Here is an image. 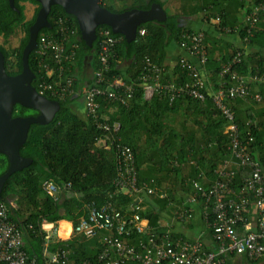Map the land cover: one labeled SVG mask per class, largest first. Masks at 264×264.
<instances>
[{"label":"trees","instance_id":"obj_1","mask_svg":"<svg viewBox=\"0 0 264 264\" xmlns=\"http://www.w3.org/2000/svg\"><path fill=\"white\" fill-rule=\"evenodd\" d=\"M109 1L103 0L101 5L111 12L121 13L131 9L148 10L153 2L157 0H150L147 4L140 3L139 0L128 3L126 0L120 5L110 4ZM21 2H31L38 5L32 20H26L25 8L21 5ZM255 4L264 6V0H258ZM15 6L18 9L17 11L10 7L8 0H0V38L3 37L4 42H7L18 28L25 34L17 48H7L0 41V51L5 57V69L9 76H16L22 72L23 49L29 39V28L35 22L40 9L39 4L34 0H16ZM263 14L264 11L260 13V18ZM60 17L70 20L72 27L77 30V35L71 41H76L77 39L79 48L75 61L66 66L65 73V79L67 77L75 79L73 84L75 93L64 98L52 96L49 92L43 94L49 100L57 101L60 104V110L48 125L35 124L31 126L27 141L21 148L20 153L24 158L31 159L32 163L22 171L14 173L5 183L0 195V201L6 202L10 207V220L22 230L23 249L30 258H37L39 264H42L46 243L45 236L47 232L42 230L44 223L57 224L61 220H66L77 226L80 219L87 216V206L89 204L94 202L98 206H102L110 200V195H113L112 201L124 213L128 210L131 212L132 207L137 204L138 196L142 194L129 197L116 187L117 163L114 150L100 146L99 141L103 133L90 119L87 117L85 119L81 118L74 106V102L80 98L83 82L88 80L92 84L91 86L94 85V73L100 68L99 42L101 30H110L111 33L112 31L108 26H99L97 28V40L94 42L93 47L90 48L82 40L76 18L66 13L61 6L55 5L52 7L48 17L52 28L41 30L39 37L42 34L55 32L56 21ZM257 27L258 24L254 29L251 43L258 37L256 34ZM239 33L243 40L246 35L245 29H241ZM182 34V29L179 28L177 21L172 17H168L164 23L152 21L141 25L133 42H127L122 35H115L120 38V43L117 45L115 55L111 59L110 70L105 73V80L107 82H112L115 79H122L126 82L136 80L143 69V61L146 58L162 65L166 56L165 46L172 41L179 43ZM112 35L114 34L112 33ZM121 63H129L126 71L123 70ZM243 65L246 66L244 60L236 66V70L241 74L252 77L264 75V59L253 65L250 73L242 70ZM29 67L35 75L32 85L38 92H40L39 84L42 81L51 82L55 78V75L48 77L46 71L39 67L36 52L34 51L29 56ZM86 68L90 69L92 81L89 76H86ZM220 69L214 72V78L211 80L213 92H208L206 86L203 89L206 98L204 102L182 97L170 104L167 98L159 95L154 96L151 100H145L144 91L139 85L136 86L134 96L127 102V105H122L105 97L98 99L100 103L99 113L101 115L106 116L111 110H117V114L113 115L109 121L112 126L119 125L118 136L134 152L140 184L147 183L155 191L153 194H147L148 197L145 201L148 204L147 208L135 211L141 219L149 221L152 229L158 228V222L161 217L156 212L157 207L161 205L160 207L166 209L177 200L174 194L179 185L177 178L181 165L193 159L197 165L195 176L200 172H204L214 179V171L220 168L223 160L230 155V139L228 134L225 133L228 122L212 103V93H215L220 85L218 76ZM174 81L180 83L179 85H183L188 82V79L182 72L178 71ZM255 83L257 84V82ZM260 93L264 96L263 92L260 91ZM254 95L253 92H250V96ZM230 103L227 102V105L235 115V122L239 125L241 134L243 136L246 135L248 130L252 132L254 142L250 144V150L253 152L255 149L253 157L264 166V131L259 129L260 127L263 128V125L254 124L252 115L247 114L244 118L241 113H237L234 105L230 106ZM180 105H188L198 111V113L200 111L199 114H202L204 110L207 118L203 120L197 119L200 117L198 113L195 116L193 114V116L190 115L188 118L193 117L195 124L203 125V133L202 135L189 134L187 139L188 146L174 150L171 149L170 144L175 141L173 139L178 135L163 131L164 121L165 114L177 110ZM208 108L210 110H207ZM30 115L38 116L39 112L20 105L15 106L14 117ZM144 123L150 126L149 135L151 139L157 140L158 138L165 141V144L157 147V149L153 147L155 151L150 150V152L155 154L153 159L156 158V161L163 164L167 172H170L173 176L174 181L167 184V191H165L167 187L165 182H156L151 179L145 181L146 179L142 178L141 168L145 160L150 161L152 159L147 154V151L139 145L140 136H135V130H138L140 125ZM176 159L179 164L177 167H172L173 164L175 166ZM156 163L154 162V164ZM8 166L7 157L0 154V176L6 173ZM45 181H51L61 188L64 184L70 183L71 188L63 191L59 201H55L43 190ZM210 181L211 184L213 180ZM200 184L207 187V184ZM180 185H182L186 193L194 192L195 194L193 183L184 182ZM192 189L194 190L192 191ZM162 192L167 194L160 198V195L163 194ZM196 201L201 204V199L197 198ZM175 213L183 214L184 212L175 211ZM186 214L191 219L192 213L187 211ZM131 229V227H128V230H130L129 236H123L125 241H134L139 236L142 238L143 234H138L131 231ZM161 231L160 229H155L158 236L166 234V232L161 233ZM105 234L103 231H98L95 237L89 239L83 235L75 234L69 240H57L53 236L48 241L47 251L48 253H54L59 249L68 250L70 251L72 262L88 261L96 264L98 254L103 250L102 239ZM169 235L171 240L182 239L193 242V240L180 236ZM144 236L143 239L145 238ZM235 256L237 255L227 256L226 263L229 258Z\"/></svg>","mask_w":264,"mask_h":264},{"label":"built area","instance_id":"obj_2","mask_svg":"<svg viewBox=\"0 0 264 264\" xmlns=\"http://www.w3.org/2000/svg\"><path fill=\"white\" fill-rule=\"evenodd\" d=\"M263 11L264 6L258 4L247 14L244 27L246 35L242 40L244 45L251 43ZM214 23L224 31L231 32L229 28L221 26V17L214 18ZM76 35L77 30L72 27L71 21L60 17L56 21L55 32L38 37V46L34 51L38 65L46 71L48 77L55 75L51 82L42 81L39 84L40 94L49 92L52 96L64 98L75 93V79H65V73L66 66L72 64L77 55V39L71 41ZM100 35V68L94 73V85L84 92L86 117L103 133L99 142H105V148L115 152L116 187L129 197L141 193L153 194L154 189L147 183L140 184L134 152L121 141L118 127L112 126L109 118L99 113L98 99L105 97L127 105L139 85L146 100L159 95L167 98L170 104L182 97L204 102L206 98L203 89L206 83L201 75L208 62L204 35L191 33L182 36L179 41L180 48L198 61V65L194 66L184 58L180 60L179 67L188 79L183 85L163 79L165 67L149 58L143 61V69L136 80L125 82L115 79L107 82L105 73L110 70L111 59L120 38L112 35L110 30H101ZM241 58L242 52H239L223 66L219 72V89L212 96V103L228 122L225 133L230 139V155L214 171V179L210 185L205 187L199 182H193L195 194L192 198L193 201L201 199V217L210 232L213 244L206 247L199 240H171L168 233L158 236L152 232L146 236V240H140L137 245H129L123 239L124 235H130L128 227L142 235L147 232L148 223L143 224L147 220L141 219L136 213L141 210L138 204L132 207V214L129 210L124 213L112 201L113 195H110V200L102 206L94 202L89 204L87 216L81 218L77 226L72 227L71 235H83L88 239L95 237L98 231L106 233L102 239L103 250L98 254L96 264H225L229 255L244 256L250 261L264 257V166L253 157L250 150V144L254 142L252 132L248 130L246 135L241 134L235 115L227 105L229 101L248 98L260 102V94L250 96L249 81L264 84V75L247 77L241 74L236 70ZM231 162L237 164L238 170L228 168ZM70 188V183L64 184L62 188L51 181L43 183V190L55 201H59L62 192ZM9 210V205L0 201V264H39L37 258H30L23 249L22 230L10 220ZM186 213L187 211L176 215L181 220L190 219ZM46 225L47 223L42 225V230L47 232L42 264H94L88 261L72 262L70 251L64 249L48 253L47 246L51 238L48 233L54 227L48 230ZM54 235H57L56 229Z\"/></svg>","mask_w":264,"mask_h":264},{"label":"crops","instance_id":"obj_3","mask_svg":"<svg viewBox=\"0 0 264 264\" xmlns=\"http://www.w3.org/2000/svg\"><path fill=\"white\" fill-rule=\"evenodd\" d=\"M124 1L126 0H110L109 3L113 5H120ZM133 1L134 0H127L128 3H133ZM139 1L143 4H147L150 2V0ZM256 1L258 0H157L154 1L153 4H159L166 13L167 18L172 17L177 21L179 28H181L183 32L182 36L189 35L191 33H203L205 45L207 46L208 62L206 64V67L202 71L201 78L206 83L205 86L207 88V91L213 92V88L211 89V80L214 78V72L219 68H221V71L223 66L227 65L236 56L237 53L242 52L241 61L244 60V62L246 63V66L243 65L242 70L247 73H250L253 65L258 64V62L264 59V14L261 16L258 27L256 29V34L258 35V37L254 39L253 43H251L250 45H244L239 33L240 30L245 27L246 16L249 11L256 5ZM206 16H209L208 20L206 19ZM217 16L221 17L222 19L221 26L223 28H229L231 32L224 31L220 26H217L214 23V18H216ZM165 55L166 56L164 57L162 65L165 67L166 72L163 75V79L169 80L171 81V83L173 82L177 85H179L180 83L174 81V78L177 76L178 71L182 72L180 71L181 69H179V62L181 59H186L194 66L198 65V61L196 60V58L190 56L185 50L180 48L179 43H176L174 41L165 46ZM121 65L123 70L126 71L128 69L129 63H121ZM245 76L250 77V75ZM89 79H91L92 81V76ZM260 84L264 86L263 83L256 84L253 81H249V87L251 88L250 92H253L255 95H261L262 93H260V91L264 93V87L262 88V85ZM91 85L92 84H90V81L88 80H85L83 82V87L81 90V94L79 95V99H82V101H84V92L86 91V89L90 88ZM212 94L214 95L215 93ZM261 96L262 100L260 102H256L252 98H248L246 100L229 101L231 102L230 106L232 107L234 105L237 109V113H241L244 118L247 114L252 115L254 124H261L264 128V96L263 94ZM78 100L74 102V106L79 116L85 119L86 113L84 110V106H79L77 104ZM207 110L210 109L208 108ZM202 112V114H199L200 111L198 113V111H195V109H192L188 105H180L177 110L165 114V125L163 131H168L169 133L171 132L175 135H178L173 139L175 141L170 144L171 149L175 150L178 148H186L188 146L187 139L189 134L202 135L204 128L203 125L201 126L195 124L193 121V117H191L190 119L188 118L190 115L195 116L198 113L200 117H198L197 119H206V111L203 110ZM116 114L117 110L114 109L111 110L106 115V117L110 119L113 115L115 116ZM116 126L119 128L118 124H116ZM149 127L150 126L147 123L140 125V128H138V130H135V136H140V139L138 141L139 145L142 149L147 151V154L153 159V157H155V154H151L150 150L154 152L155 149L153 147L157 149V147L165 144V141H162L158 138L157 140L151 139L149 135ZM263 128L260 127L259 129L261 131H264ZM254 151L252 152L253 156ZM152 159L150 161L145 160V163L141 168L142 178L144 177L146 179L145 181L151 179L156 182H165L167 186L165 191H167V184L174 181L173 176L170 172H167L166 167H163V164H161L159 161H156V158H154L153 160ZM154 162L157 163L154 164ZM178 164V160L176 159L175 166L173 164L172 167H177ZM228 168L232 170H238V166L235 162H231ZM196 169L197 165L193 159L181 165L180 172L177 178V182L179 185L177 186L174 194L177 200H175L176 202L174 204L171 203V205L166 209L160 207L161 205L157 207L156 212L161 215L160 221L158 222V228L152 229L149 225L148 220L143 223L145 225L146 223H148L146 227L147 235L155 232V229H160L162 230L161 233L166 232L175 237L180 236L193 241L199 240L203 242L206 247H210L213 244L210 232L207 230L205 223L201 217L200 202L198 203L197 201H193L192 197L194 196V192L188 194L186 193L185 189L182 188V185H180L184 182L193 183L194 181L200 182L202 184H207L206 186L210 185V180H213V177L210 175H206L204 172H200L197 176H195L194 174ZM193 190L194 189H192V191ZM162 193L163 194L160 195V198L164 197V194H167L164 192ZM147 197V193H142L136 200V203L141 206L142 210L146 209L148 206V204L145 203ZM175 211H189L192 213V217L191 219L181 220L179 217H177ZM61 221L64 222L59 223ZM61 221H59L56 226L60 224L61 228L63 225H67L69 227V233L65 237L67 238L70 235L71 226L73 227L74 224L66 220ZM54 225L55 224H47L45 227L46 229L50 230L52 227H54ZM55 229L57 230V228ZM50 232L48 234L51 237L54 236L57 240H65L60 238L58 236V233L55 236ZM144 235L145 233L142 235V238L139 236L134 241L126 240V242L129 245H137L140 240L144 241L146 239V235ZM73 236L74 235H71L69 239H71ZM143 236L145 237L144 239ZM226 264H264V257L259 259L258 261L250 262L244 256H235L229 258Z\"/></svg>","mask_w":264,"mask_h":264},{"label":"water","instance_id":"obj_4","mask_svg":"<svg viewBox=\"0 0 264 264\" xmlns=\"http://www.w3.org/2000/svg\"><path fill=\"white\" fill-rule=\"evenodd\" d=\"M16 0H8L10 7L17 11ZM40 9L35 22L29 28V39L22 53V72L9 76L5 69V57L0 51V154L7 157L9 166L0 176V195L7 180L16 172L28 167L32 160L24 158L20 150L27 141L32 125H48L60 110L57 101L40 94L32 83L35 75L29 67V56L38 46L41 30L51 29L48 20L55 5L74 16L78 22L82 40L92 48L97 40V28L108 26L114 35H122L127 42H133L141 25L156 21L164 23L167 15L159 4L148 10L131 9L114 13L101 5L103 0H34ZM16 105L36 110L38 116L14 117ZM105 147L106 143H99Z\"/></svg>","mask_w":264,"mask_h":264},{"label":"rangeland","instance_id":"obj_5","mask_svg":"<svg viewBox=\"0 0 264 264\" xmlns=\"http://www.w3.org/2000/svg\"><path fill=\"white\" fill-rule=\"evenodd\" d=\"M21 5H23L24 8H25L24 13H25V16H26V20L27 21L32 20L34 18V16H35V13H36V10L38 8V5L33 4L31 2H21ZM24 36H25V34L22 32L21 29L18 28L16 30L15 34L13 36H11L7 42H4V38L3 37L0 38V41L7 48H17V47H19V45L21 43V39ZM85 73H86V76H90V69L89 68H86L85 69ZM77 104L79 106H81V107L82 106L85 107L84 101H82V99H79L77 101ZM55 228H58V225L57 226H56V224L54 225V229L50 232L51 234H54L55 233ZM69 238H67V239H69Z\"/></svg>","mask_w":264,"mask_h":264},{"label":"bare ground","instance_id":"obj_6","mask_svg":"<svg viewBox=\"0 0 264 264\" xmlns=\"http://www.w3.org/2000/svg\"><path fill=\"white\" fill-rule=\"evenodd\" d=\"M60 224L58 225V228H57V233H58V236L62 239H67L71 236L72 234V226H71V232H70V235L65 238L67 236V234L69 233V227L67 225H63L62 228H61V231H60Z\"/></svg>","mask_w":264,"mask_h":264}]
</instances>
